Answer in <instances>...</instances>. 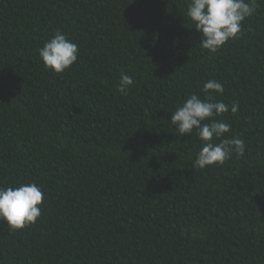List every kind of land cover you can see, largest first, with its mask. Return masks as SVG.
Wrapping results in <instances>:
<instances>
[{"label":"trees","instance_id":"trees-1","mask_svg":"<svg viewBox=\"0 0 264 264\" xmlns=\"http://www.w3.org/2000/svg\"><path fill=\"white\" fill-rule=\"evenodd\" d=\"M187 4L0 0V186L44 194L36 223L0 221V264H264V0L214 54ZM57 30L78 45L60 74L38 54ZM209 79L246 151L199 169L170 120Z\"/></svg>","mask_w":264,"mask_h":264},{"label":"clouds","instance_id":"clouds-1","mask_svg":"<svg viewBox=\"0 0 264 264\" xmlns=\"http://www.w3.org/2000/svg\"><path fill=\"white\" fill-rule=\"evenodd\" d=\"M256 8L257 0H188L186 15L201 34L198 45L209 54H214L227 41L244 34L242 22L253 16ZM38 54L46 68L60 74L77 61L78 45L57 30L38 50ZM132 84L133 78L122 73L118 91L127 95ZM200 91L204 94L203 98L191 94L182 102V106L172 112L170 120L181 137L195 130L202 143L193 167L205 169L217 164L222 166L231 159L233 153L242 157L246 151L244 140L238 136L221 139L231 131V125L223 119H216L229 110L236 114L239 104H226L216 99L217 95L224 92L223 84L216 79L204 82ZM43 199L42 189L35 183H22L16 187L0 186V221L6 222L13 232L36 223L42 214L39 205Z\"/></svg>","mask_w":264,"mask_h":264}]
</instances>
